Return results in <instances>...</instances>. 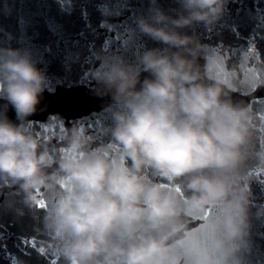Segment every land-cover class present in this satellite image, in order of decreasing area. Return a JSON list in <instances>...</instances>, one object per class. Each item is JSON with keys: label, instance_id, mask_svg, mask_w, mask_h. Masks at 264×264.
Returning <instances> with one entry per match:
<instances>
[{"label": "clouds", "instance_id": "clouds-1", "mask_svg": "<svg viewBox=\"0 0 264 264\" xmlns=\"http://www.w3.org/2000/svg\"><path fill=\"white\" fill-rule=\"evenodd\" d=\"M172 3L147 0L132 18L131 39L89 50L90 90L107 98L103 144L79 124L65 130L58 147L38 137L29 117L48 90L45 55L23 31L5 33L16 46L0 43V194L19 196L36 213L33 231L47 260L244 264L250 161L264 167V149L252 150L251 104L232 95L238 81L211 73L221 67L214 55L201 66L208 46L195 30H214L229 0ZM131 6L132 0H101L100 23L115 28ZM257 73V87L264 86V62ZM41 194L48 201L42 212ZM208 209L207 220L190 225ZM16 264L26 261L17 257Z\"/></svg>", "mask_w": 264, "mask_h": 264}, {"label": "water", "instance_id": "water-1", "mask_svg": "<svg viewBox=\"0 0 264 264\" xmlns=\"http://www.w3.org/2000/svg\"><path fill=\"white\" fill-rule=\"evenodd\" d=\"M101 0H0V43L7 41L5 33L19 35L23 31L31 43L45 55V70L48 74V90L38 106L37 112L29 117L31 128L45 143L60 146L63 133L73 124H79L95 134V143L103 144L107 138L99 134L107 114L102 111L107 98H100L91 92V83L86 78V70L91 60V48L118 47L129 36L132 18L147 8V0H132L129 10L119 17L115 28L100 23L101 16L96 5ZM164 6L174 7L172 0H162ZM229 12L208 31L197 26L201 41L207 45L200 64H205L204 56L214 55L220 68H211L213 75L225 82L238 81L232 93L234 99L250 103L253 112V152L264 149V86L257 87V65L264 62V29L256 27L258 20L253 15H264V0H229ZM261 10V11H260ZM237 25L236 31L232 25ZM255 29L257 38L252 40ZM238 33V34H237ZM131 39V37H128ZM148 43H151L150 41ZM250 47L256 50L249 51ZM68 50L79 51L78 61L66 58ZM242 65L246 66L241 71ZM249 82L256 84L255 88ZM8 115L15 119L9 109ZM115 150V149H113ZM253 165L254 178L250 183L251 247L244 253V264H264V167ZM41 202L48 203L43 194ZM40 212L43 208L40 206ZM23 213V214H22ZM15 194H0V264H16L22 257L26 264H58L57 258L46 259L40 250V237L33 231L35 223ZM203 219L192 217L190 225L199 227ZM26 241H34L33 248Z\"/></svg>", "mask_w": 264, "mask_h": 264}, {"label": "snow or ice", "instance_id": "snow-or-ice-1", "mask_svg": "<svg viewBox=\"0 0 264 264\" xmlns=\"http://www.w3.org/2000/svg\"><path fill=\"white\" fill-rule=\"evenodd\" d=\"M260 11H261V10H260ZM236 27H237V25H235V24L232 25V30H233L234 32L236 31ZM256 27L261 28V29H264V15H261V16H260V20H259L258 24L256 25ZM237 34H238V33H237ZM251 38H252L253 42H255V40H256V38H257V33H256L255 29L253 30V33H252V37H251ZM259 39L264 40V36H260ZM248 50H249V51H254V50H256V49H255L254 47H250ZM245 70H246V66L242 65V67H241V71H245ZM249 86L252 87V88H255V87H256V84H255L254 82H249ZM39 206H40L41 208H44V207H46L47 205H46V203L41 202V204H40ZM211 214H212V213H211V209H208V210H205V212L203 213V215H202V216H199V218H201V219H203V220H207L208 217H209ZM194 217H195V216H194ZM201 231H202V228H201ZM26 242H27V243H30L31 246H32L33 248H36V247H37L34 241H26ZM42 253H43V249H40V254H42Z\"/></svg>", "mask_w": 264, "mask_h": 264}]
</instances>
